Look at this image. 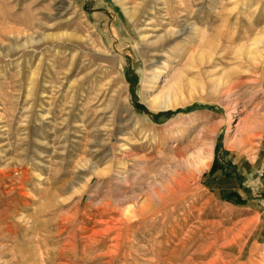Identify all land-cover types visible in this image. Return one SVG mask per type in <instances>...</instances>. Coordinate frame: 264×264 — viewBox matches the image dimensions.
Masks as SVG:
<instances>
[{
    "label": "rangeland",
    "instance_id": "1",
    "mask_svg": "<svg viewBox=\"0 0 264 264\" xmlns=\"http://www.w3.org/2000/svg\"><path fill=\"white\" fill-rule=\"evenodd\" d=\"M121 1L0 0V264H264V0Z\"/></svg>",
    "mask_w": 264,
    "mask_h": 264
},
{
    "label": "bare ground",
    "instance_id": "2",
    "mask_svg": "<svg viewBox=\"0 0 264 264\" xmlns=\"http://www.w3.org/2000/svg\"><path fill=\"white\" fill-rule=\"evenodd\" d=\"M121 2V3H120ZM120 4L121 5H123V2L120 0ZM125 8V7H124ZM123 8V9H124ZM129 15H130V17H132L133 16V13H132V11L131 12H129L128 13ZM59 37V36H58ZM60 37H62V34L60 35ZM258 42V41H257ZM168 105V103H166L165 102V100L163 101V103H160V101L159 102H157V98H153V100H151V102H150V104H149V106L151 107V108H159V107H163V106H167ZM234 128V127H233ZM237 130H236V125H235V128H234V131H233V133L232 134H234L235 132H236ZM237 137V136H236ZM232 138V137H231ZM129 211V210H128ZM168 216V215H167ZM82 220V219H81ZM115 223V222H114ZM120 227V226H119ZM84 233V232H83Z\"/></svg>",
    "mask_w": 264,
    "mask_h": 264
}]
</instances>
